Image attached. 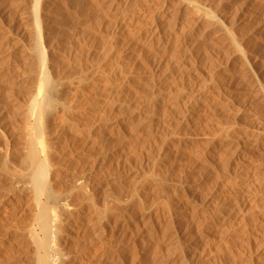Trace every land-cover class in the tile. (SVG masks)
<instances>
[{"label": "rangeland", "instance_id": "374dc122", "mask_svg": "<svg viewBox=\"0 0 264 264\" xmlns=\"http://www.w3.org/2000/svg\"><path fill=\"white\" fill-rule=\"evenodd\" d=\"M20 1L0 0V165L24 123L15 104L37 86L22 59L32 0ZM192 1L201 21L181 0H41L70 108L56 122L58 185L87 188L70 194L83 206L67 228L71 264H264V0ZM5 187L0 174V264H32L13 240L31 213Z\"/></svg>", "mask_w": 264, "mask_h": 264}, {"label": "bare ground", "instance_id": "6f19581e", "mask_svg": "<svg viewBox=\"0 0 264 264\" xmlns=\"http://www.w3.org/2000/svg\"><path fill=\"white\" fill-rule=\"evenodd\" d=\"M181 2L184 8H191L194 18L198 21L202 20L205 13L203 6L192 0H181ZM21 3L23 2H18L19 5ZM44 9L41 6V0L31 1V8L27 18L30 20L28 24L31 25L28 32L31 34L32 47L22 50V59L27 65H33L35 62L37 86L36 90L34 88L31 94L27 107H22L19 103L15 104L16 110L21 112L24 123L21 127V134L14 130L11 135L5 136V149H3L0 174H3L6 181L5 191L8 197L5 196L6 198L4 199L18 205L27 203L26 206L31 213L29 214L31 215V220L29 219V223L27 222L28 225L26 224V228H23L24 230L16 229V235H14L16 239L13 240H18V243L19 241L28 243L31 247L29 252H31L32 264H71L72 259L66 244L69 241L67 228L72 225L74 215L79 212L76 207L78 208L79 206H76L77 203H75V206L72 204L74 202L71 200L70 194L76 190H84L86 182L84 185V182L78 181V177V180L68 179L65 182L68 191L64 187L65 191H62L61 188L60 190L58 185L61 184L58 178L62 176L58 177V174L61 172L64 157L60 148L61 130L63 128L62 126L60 129L58 128L59 126L56 127V122H58L57 120L60 117L58 111L64 114L70 108L68 104L59 100L56 94L57 87L60 84L61 61L60 55L57 53V44L51 43L46 35L48 30L46 24L51 16L48 7L47 10ZM210 17L212 21L221 22L218 16L210 15ZM118 21L116 20L115 22ZM122 26L120 22L116 23L114 24V27H116L114 30H118L117 27L120 29L124 28V25ZM153 30L152 34L158 32L156 27ZM22 31H25L24 28ZM119 32L122 33L121 31ZM139 35L146 37L140 32ZM154 37L155 35H152L150 39L155 41ZM228 37L236 52L243 59V53L235 39L231 34ZM15 136H20L18 139L20 143L17 142L19 145H15L17 139ZM258 139L259 133H256L253 135V143L251 144L254 145ZM86 196L84 195L85 198H87ZM77 215L75 216L77 217ZM91 215H94L91 224L92 230L96 232L102 229L105 214L96 210L92 211ZM10 234L9 236H11Z\"/></svg>", "mask_w": 264, "mask_h": 264}]
</instances>
